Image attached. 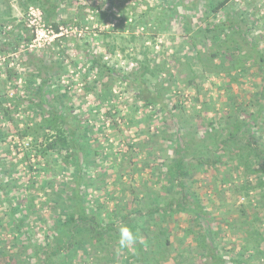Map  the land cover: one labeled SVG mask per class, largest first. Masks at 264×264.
Returning a JSON list of instances; mask_svg holds the SVG:
<instances>
[{
    "label": "rangeland",
    "instance_id": "1",
    "mask_svg": "<svg viewBox=\"0 0 264 264\" xmlns=\"http://www.w3.org/2000/svg\"><path fill=\"white\" fill-rule=\"evenodd\" d=\"M21 1L0 0V22L21 23L17 30L23 27L36 34L29 53L18 51L11 61L21 73V93L33 90L29 74L35 65L46 63L43 72L51 76L52 97L56 94L59 107L69 111L73 125L75 118L80 121L75 134L83 163L77 167L65 162L64 151L43 155L31 148L35 132L20 137V129L37 126L47 117L34 107L5 124L0 135V259L13 251L30 264H39L33 242L64 243L55 236L65 233L63 221L75 211L79 177L86 209L101 227L121 225L124 215L148 208L153 199L164 201L161 175L175 159L181 135L195 153L186 183L210 212L227 264H238L235 258L243 259L242 264H264V187L259 186V175L243 163L238 166V152L246 148L236 144L230 153L218 150L221 158L215 164L200 165L196 158L210 163L205 155L216 151L214 129L229 126L232 116L250 117L258 107L264 83L259 65L253 60L238 70L231 65L251 44L244 48L243 43L235 55L220 51L225 44H218L223 34L215 23L230 14L244 17L246 39L264 51V0H232L217 14L211 11L216 0H72L58 14V21L68 22L60 34L43 21L40 8L31 4L26 11ZM134 56L152 60L156 74L147 84L152 89L164 86L171 116L137 97L126 79L136 65ZM102 61L112 73L100 70ZM46 129H39L40 137ZM253 131L256 143H264V112ZM159 217L144 215L138 222L145 230L169 229L172 243L163 264H188L196 245L191 228L198 231V226L185 213L162 221ZM86 227L83 236L89 238ZM147 235L142 233L143 241H148ZM83 236L76 234L73 241L78 243ZM114 240L72 245L66 254L53 257L52 264H139L132 257L135 244L120 249L119 236Z\"/></svg>",
    "mask_w": 264,
    "mask_h": 264
},
{
    "label": "trees",
    "instance_id": "2",
    "mask_svg": "<svg viewBox=\"0 0 264 264\" xmlns=\"http://www.w3.org/2000/svg\"><path fill=\"white\" fill-rule=\"evenodd\" d=\"M23 1L25 4L23 5ZM232 0H216L211 6L213 14L219 13L225 6H227ZM72 0H22V8L27 11L28 7L33 4L43 13V21L52 28L56 34L61 33V26L67 25L66 21H58V14L61 9L70 6ZM9 16L11 15L8 12ZM74 17L72 18V20ZM215 23L216 28H220L223 34L222 41H219V45L225 44V49L220 51L228 54L235 55L241 53V47L244 43L246 45L251 44V47L243 50L240 59L237 58L236 63L231 65L234 70L241 69L246 62L253 60L254 63L258 64L262 74L264 82V51L259 46L252 43L251 40L246 39L247 34L244 28L245 18H239L235 14H230L225 19H220ZM23 24L9 23L6 21L0 22V76L5 75V80L0 79V135L5 129V124L16 122V115L21 110L26 111L28 107H34L36 111H39L41 115H47L49 120L43 122L39 120L37 126L27 125L25 128L20 129V137L25 138L32 132L36 135L30 143V147L36 149L41 154L48 153H60L65 152V162H75L77 167H80L83 163L79 160L82 156V146L80 144V138L76 136L77 130H79V120H76L78 124H72L71 114L62 109V105L59 107L58 103L61 101L55 94V99L51 94L54 93L53 89L50 88V74L49 71L43 72L46 63L43 66L35 65V71L29 75L33 77L35 87L33 90L25 91L21 93V88L18 85L20 70H16L12 65L13 55L18 51H25L29 53L30 44L36 39V34H29L23 30L16 28ZM17 26V27H16ZM26 27V26H24ZM27 30V29H25ZM64 36V35H63ZM60 38H63L60 36ZM21 46L23 49L21 50ZM219 53L214 54L217 56ZM23 55V54H22ZM42 60V59H41ZM96 61V60H95ZM151 59L145 56L144 59H140L138 56H134L133 62L136 64L134 70L130 74L126 75V79L131 82L133 88L136 89V95L140 101L147 106H158L162 111L167 112L170 116L173 114L169 109V105L164 93V86H155L154 89L150 88L148 78L155 76V72L151 69ZM100 70L105 72H111L112 68L106 61L100 63ZM33 67V68H34ZM48 68V66H47ZM50 68V67H49ZM48 68V69H49ZM43 73H46V77H42ZM2 75V76H3ZM1 76V77H2ZM37 77V79L34 78ZM31 80V79H30ZM27 79L25 80V83ZM261 93L259 101L257 102V109L255 113H252L250 117H242L240 115L232 116V123L229 126L221 127L211 135L214 143L216 144V151L210 150L206 157L210 158V163L205 162L201 157L197 156L198 163L203 164H215L220 162L221 154H218V150L224 149L225 153L228 151L235 150L233 146L241 144L246 152L239 151L238 157L241 163L247 166L249 172L259 175L257 180L259 186L264 187V143L261 145L256 143L255 132H252V128L257 124V119L262 116L264 112V83L261 85ZM88 88V87H87ZM101 90H104L102 88ZM23 108V109H22ZM43 123L45 125H43ZM44 126L46 131L43 135L39 136V129ZM22 130V131H21ZM35 130V131H33ZM228 149V150H227ZM242 149V148H240ZM198 155H202L201 153ZM175 159L171 161L167 169L162 173L161 177L164 179V201H155L154 199L149 204V207L138 208L131 210L134 215L130 213L123 216L122 224L117 225L116 223H108L107 226L101 227L100 223H95V214L87 211L83 194L80 191V178L76 184V207L75 211L71 212L70 215L63 221V225L67 227L64 234L59 237L55 236V239L59 238L63 244L52 245L48 243V246H42L38 242H33L32 249L36 258L40 259L39 264H52L53 257L60 256L67 253L72 245L77 244L83 246L86 243H100L102 244L105 240H114L119 236V228L122 225L129 226L134 232H138L140 240L135 243V252L132 257L136 259L139 264H163L168 259V248L172 243L166 227H160L159 231L152 228L145 230L141 227L138 222L144 215L146 217L160 216L159 218L165 219L164 217L177 215L179 213H185L188 215L193 222L198 226V231L191 228L193 234H195L194 241V256L188 264H227L226 258L220 252L219 235L220 232L213 223V218L210 212L207 210L200 195L186 183V178L192 173L194 164L190 161V156L195 157V153L188 149L187 142L178 136V148L176 149ZM214 159L212 160V158ZM250 157H253L250 159ZM238 158V159H239ZM256 162V164H255ZM255 164L257 167H253ZM168 183V185H166ZM251 184L248 183L245 188H249ZM146 194V193H145ZM159 198V197H158ZM16 225L20 226L22 221L19 217H15ZM89 229L91 233L89 238H84L83 229ZM116 231V232H115ZM142 233L147 235L148 241H143ZM81 235L78 243L73 241L75 235ZM112 238V239H109ZM115 241V240H114ZM32 244V243H30ZM50 247V249H49ZM155 252L161 254L156 256ZM17 253V252H16ZM16 253L11 251V254L3 253V259L1 262L7 264H30L29 260L22 258L20 253L16 257ZM7 258V261H6ZM25 260V261H24ZM194 260V261H193ZM234 261L238 264H242L243 259L235 258Z\"/></svg>",
    "mask_w": 264,
    "mask_h": 264
},
{
    "label": "clouds",
    "instance_id": "3",
    "mask_svg": "<svg viewBox=\"0 0 264 264\" xmlns=\"http://www.w3.org/2000/svg\"><path fill=\"white\" fill-rule=\"evenodd\" d=\"M138 232H134L129 226L122 225L119 228V248L125 249L140 240Z\"/></svg>",
    "mask_w": 264,
    "mask_h": 264
}]
</instances>
